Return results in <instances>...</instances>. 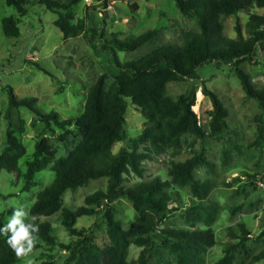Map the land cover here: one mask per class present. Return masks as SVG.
Here are the masks:
<instances>
[{"label": "trees", "instance_id": "1", "mask_svg": "<svg viewBox=\"0 0 264 264\" xmlns=\"http://www.w3.org/2000/svg\"><path fill=\"white\" fill-rule=\"evenodd\" d=\"M82 1L5 0V4L14 7L19 17L27 13L31 3H38L52 12L58 11L55 12L57 17L53 23L61 31L63 39H69L89 35L84 20L75 19L71 14L73 7ZM173 1L183 16L195 21L198 31H185L180 44L167 42L138 59L125 62L117 58L116 52L137 50L152 41L157 30L151 29L126 38L111 34L106 39L104 49L108 51L116 70L113 80L106 87L108 74L98 75L88 87L83 110L78 115L61 119L55 111L43 112L35 107V97L18 98L11 86H4L7 93L4 111L6 120H9L13 108L23 107L44 124L45 129L53 130L54 125L61 131L59 140L71 145L65 156L57 158L56 149L46 138L41 137L35 143L32 158L26 162L22 173V190L29 191L35 185L37 173L48 164H53L54 179L37 193L29 213L35 217H47L60 211L62 225L72 236L79 238L73 245L57 243L51 234V225L34 219L33 224L38 226L34 238L67 251L64 264H150L153 253L160 247L168 248L177 264H205L207 250L216 244L210 225L217 216L218 205L203 204L208 199L213 183L209 179L198 180L193 174L198 166H211L203 147L193 150L192 156L183 161H171L168 168L170 179L153 177L132 187H123L126 175L143 177L144 161L152 160L168 149H180L184 135H192L199 140L219 135L228 110L218 95L200 79L197 72L199 66H232L246 96L255 99L260 106L258 137L261 138L264 132V89L254 87L249 74L240 67L244 61L252 62L259 50L263 49L264 14L254 12V8H264V0ZM131 8L138 9V5L133 4ZM240 12L246 15L243 25L239 19ZM231 15L236 16L235 38H228L223 32L222 18ZM0 24L5 36H19L18 22L13 16L2 18ZM92 31L95 35L96 30ZM94 35H89L87 39L90 45H93ZM34 66L47 73L38 64ZM185 80L199 84L177 98L165 94L169 82ZM198 86H201L202 94L212 104L209 111L210 134L201 127L194 110ZM128 103L137 108L145 122L141 132L129 139L128 146L113 154V146L124 138ZM22 129L20 126L19 130ZM5 137L6 146L0 152V172L5 170L19 175V160L26 152L25 146L10 125ZM99 178L107 180L104 190L86 195L84 205L74 211L62 208V195L67 189L76 190L86 186L90 180ZM171 184L188 185L192 195L200 201L190 209L189 219L193 221L189 225L191 228L161 227L171 210L172 194L167 190ZM121 196L130 200L135 212V220L127 228L115 218L109 206L110 202ZM102 205L108 242L99 245L86 233L77 230L75 223L81 216L98 213ZM196 222H203L206 227L194 228ZM5 225L4 214L0 213V228ZM237 229L229 228L228 233L243 246L250 233L241 223ZM8 235L10 233L0 234V264H16L21 257L7 243ZM131 244L141 248L134 261L128 260ZM235 245L228 244L224 256L215 264H231ZM259 259L264 264V250L260 252ZM45 264L53 263L47 261Z\"/></svg>", "mask_w": 264, "mask_h": 264}, {"label": "rangeland", "instance_id": "2", "mask_svg": "<svg viewBox=\"0 0 264 264\" xmlns=\"http://www.w3.org/2000/svg\"><path fill=\"white\" fill-rule=\"evenodd\" d=\"M108 4L111 5L109 10ZM133 4H137L138 9H132ZM27 8V13L19 17L14 7L0 0V21L13 16L19 28L18 37H7L0 24V152L6 146L5 131L9 125L26 149L19 160L21 174L5 170L0 172V213L4 214L7 224L15 210L23 209L27 213V223L33 224L35 218L40 222L46 221L51 225V234L57 243L73 245L79 238L72 236L62 225L60 211L47 217H35L29 213L37 193L54 179L53 164H48L37 173L35 185L29 191L22 190V173L26 162L32 158L35 143L41 137L46 138L56 149L57 158L65 156L71 145L59 140L61 131L54 125L53 130L45 129L44 124L23 107L13 108L9 120H6L4 111L7 93L4 86H11L18 98L35 97V107L43 112L55 111L61 119L74 117L82 112L88 87L98 75L108 74L106 87L113 80L116 70L108 51L104 49L106 39L111 34L126 38L151 29L157 30L154 39L137 50L117 51V58L125 62L138 59L167 42L180 44L185 31H198V28L192 18L179 12L173 0H91L89 4L82 1L73 7L71 14L75 19L84 20L89 35H94L92 30H96L95 40L90 45L87 40L89 35L63 39L61 31L53 23L57 17L55 12L58 11L52 12L38 3H31ZM254 12L264 14V8H254ZM239 19L243 25L246 21L244 12L239 13ZM235 22L234 15L222 18L226 37L235 38ZM34 64L47 73L37 69ZM240 67L249 74L254 87L264 89V45L252 62L244 61ZM197 72L206 87L218 95L228 110L219 135L208 136L204 140L184 135L180 149H168L152 160L144 161L143 177L126 175L123 187H132L153 177L170 179L168 168L171 161H183L192 156L193 150L203 147L211 166H198L193 174L198 180L209 179L213 183L208 199L203 204L218 205L217 216L210 225L216 244L207 250L205 264H215L224 256L225 248L230 243L236 244L231 264H262L259 254L264 250V132L259 138L260 106L255 99L246 96L232 66L205 64L199 66ZM196 84L199 83L192 80L169 82L165 94L177 98L187 94ZM211 109L210 99L202 94L201 86H198L194 110L207 134L211 132ZM125 118L124 138L113 146V154L127 147L129 139L141 132L145 122V118L131 103L127 105ZM20 126L22 130H19ZM106 184V178H99L90 180L86 186L76 190L67 189L62 195V208L74 211L84 205L86 195L104 190ZM167 190L172 194L171 210L161 227L191 228L189 225L193 221L189 219L190 209L200 201L192 195L188 185L171 184ZM109 206L124 228L134 222L132 203L125 196L118 197ZM103 208L102 205L98 213L79 217L75 223L77 230L86 233L99 245L108 242ZM240 223L250 233L243 246L228 233L229 228L238 230L237 225ZM205 227V223L196 222L194 228ZM34 239L32 251L21 256L16 264H45L47 261L65 263L67 251L48 246L39 238ZM140 249L131 244L128 260H136ZM150 264L177 263L168 248L160 247L153 253Z\"/></svg>", "mask_w": 264, "mask_h": 264}, {"label": "clouds", "instance_id": "3", "mask_svg": "<svg viewBox=\"0 0 264 264\" xmlns=\"http://www.w3.org/2000/svg\"><path fill=\"white\" fill-rule=\"evenodd\" d=\"M27 213L17 209L9 218L7 224L0 228V234H8L7 243L15 250L17 256L30 253L34 247L33 234L38 232V226L26 223Z\"/></svg>", "mask_w": 264, "mask_h": 264}, {"label": "built area", "instance_id": "4", "mask_svg": "<svg viewBox=\"0 0 264 264\" xmlns=\"http://www.w3.org/2000/svg\"><path fill=\"white\" fill-rule=\"evenodd\" d=\"M84 1H85L87 4H89L91 0H84ZM99 1H100V0H99ZM97 2H98V0H97ZM109 9H111V5H110V4L107 5V10H109Z\"/></svg>", "mask_w": 264, "mask_h": 264}]
</instances>
